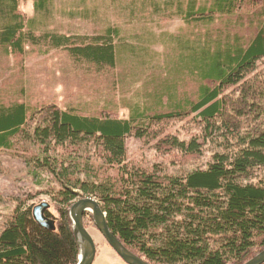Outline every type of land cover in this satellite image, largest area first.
I'll list each match as a JSON object with an SVG mask.
<instances>
[{
	"label": "trees",
	"instance_id": "obj_1",
	"mask_svg": "<svg viewBox=\"0 0 264 264\" xmlns=\"http://www.w3.org/2000/svg\"><path fill=\"white\" fill-rule=\"evenodd\" d=\"M34 3L37 17L27 18L19 0H0L6 53L21 54L28 44L61 48L84 72L112 75L113 83L118 64L123 75L140 67L151 77L126 101L127 117L109 101L67 109L0 101V149L30 148L31 174L54 178L47 194L59 212L56 229L48 230L37 224L31 205L19 202L0 231V264H77L68 207L80 196L98 200L113 234L151 264H245L262 251L264 0H77L84 19L100 17L110 4L131 22L179 16L186 29L164 35L163 55L151 50L154 35L125 42L118 24L92 37L37 34L54 3ZM189 118L198 134L190 140L169 135L156 144L172 153L178 171L129 157L127 138L149 142L170 122ZM207 145L206 166L188 170L190 157L201 158Z\"/></svg>",
	"mask_w": 264,
	"mask_h": 264
},
{
	"label": "rangeland",
	"instance_id": "obj_2",
	"mask_svg": "<svg viewBox=\"0 0 264 264\" xmlns=\"http://www.w3.org/2000/svg\"><path fill=\"white\" fill-rule=\"evenodd\" d=\"M34 2L35 0H19L20 13L27 18L37 17ZM53 3V11L40 24L42 28L36 30L37 34L45 30L74 38L76 36L92 37L102 32L103 26L118 24L122 29L121 37L125 42H137L138 37L145 32L154 35L156 39L151 44V50L163 55L165 53L164 35L179 34L186 29V24L179 16L165 19L156 16L142 23L131 22L118 18L110 9V4L109 11L104 10V7L100 9L101 15L97 17L98 19H84L82 17L84 15L81 14L84 6L78 5L77 0H53ZM109 3L106 2L105 5ZM262 64L264 60L260 61L258 66ZM121 68L118 64L113 70L115 74L113 76L117 79L113 83L114 79H109L112 75L102 76L84 72L75 65L69 53L61 48H40L37 45L28 44L21 54L6 53L0 48V101L14 97L18 100L25 99L32 107L40 104H55L61 109L96 101H99V106H102L109 101L116 105L120 117H127L129 113L126 101L131 100L137 91L144 89V79L151 76L147 75L149 70L144 71L140 67L131 68L129 76L123 75L124 69ZM122 76L123 81L120 79ZM193 121L191 118L180 122L172 121L166 126L161 137L149 142L134 137L127 138L129 157L138 164L161 162L170 169L175 165L172 171H178L180 164L174 160L172 153L160 152L156 144L160 138L164 139L169 135L179 140H190L197 129L193 127ZM27 148L30 149L14 145L12 149H0V231L21 201H26L33 208L42 202H48L50 207L47 212L53 217L49 218L54 220L56 218L58 222L57 202L47 194L48 184L53 183L54 178L47 175L46 179L41 180L32 176L31 168L26 161L30 155L25 152ZM210 148L207 145L198 160L194 161L190 157L188 170L205 167L211 157ZM47 178L50 179L47 180ZM55 185L57 186L56 183ZM80 197L74 201H78ZM71 206L68 207L69 211ZM92 219L87 216L84 224L97 247L93 264H126L107 243Z\"/></svg>",
	"mask_w": 264,
	"mask_h": 264
},
{
	"label": "water",
	"instance_id": "obj_3",
	"mask_svg": "<svg viewBox=\"0 0 264 264\" xmlns=\"http://www.w3.org/2000/svg\"><path fill=\"white\" fill-rule=\"evenodd\" d=\"M48 202L33 208V217L38 225L48 230L56 229V221L47 216ZM90 212L95 226L103 235L107 243L126 264H151L142 257L129 250L110 230L106 213L100 202L94 198H81L74 202L70 208L72 230L79 249V262L77 264H93L96 258L97 247L92 235L84 224V215ZM245 264H264V249L247 261Z\"/></svg>",
	"mask_w": 264,
	"mask_h": 264
}]
</instances>
